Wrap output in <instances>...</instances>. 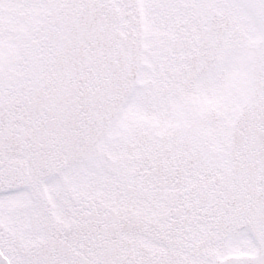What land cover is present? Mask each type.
Listing matches in <instances>:
<instances>
[{"label":"snow or ice","instance_id":"snow-or-ice-1","mask_svg":"<svg viewBox=\"0 0 264 264\" xmlns=\"http://www.w3.org/2000/svg\"><path fill=\"white\" fill-rule=\"evenodd\" d=\"M0 264H264V0H0Z\"/></svg>","mask_w":264,"mask_h":264}]
</instances>
